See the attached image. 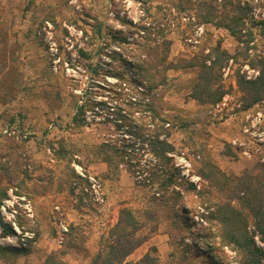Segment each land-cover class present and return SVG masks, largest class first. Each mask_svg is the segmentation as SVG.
<instances>
[{
    "label": "rangeland",
    "instance_id": "374dc122",
    "mask_svg": "<svg viewBox=\"0 0 264 264\" xmlns=\"http://www.w3.org/2000/svg\"><path fill=\"white\" fill-rule=\"evenodd\" d=\"M180 3L186 10L179 8ZM191 8L184 0H0V72L4 75L0 85V192H6L0 205L9 201L15 213L11 217L7 211L8 223L23 234H32L28 239L20 235L16 245L10 233L0 230V246L27 250L15 258L0 251V264H42L51 253L57 254L63 264H88L100 236L115 224L120 208L143 205L149 165L147 171H141L135 162L137 153L144 152L141 145L131 152L135 148L131 145L137 146L138 134L146 132L151 119L150 114L145 118L129 109L126 101L134 86L133 74L125 71L129 67L121 61H149V55L141 56V48L135 46L146 35L140 27L149 30L151 24L155 31L163 30L173 40L170 60L198 54L202 49L209 53L216 41L230 54L239 51L225 30L200 23ZM251 11L255 20L263 23L252 28L254 36L246 55L229 59L232 63L228 60L223 66L226 76H221L231 103L241 106L235 77H245L243 70H248L249 75L257 71L250 60L264 58V0H254ZM111 12L114 17L109 15ZM124 18L133 25L125 23ZM97 21L108 29L100 38L93 37ZM199 26L203 28L193 50L187 38L194 36ZM27 28L31 29L29 35ZM110 30L116 32V38ZM124 38L133 43L125 45ZM112 51L121 57L113 58ZM44 71L49 73L44 75ZM16 73L20 76L13 85ZM175 76L185 79L190 74L168 72V77ZM163 94L165 103L159 118H168L169 125H176H165L167 140L173 145L168 156L180 172L179 180L196 188L190 192L181 188V205L188 211L191 230L205 228L204 233H212V227L199 218L203 210L197 192L207 183L198 172L200 155L195 150L202 147L222 171L232 176L257 171L263 164L254 151L246 157L231 145L233 138H243L240 116L228 119L222 114L214 115L215 104L199 105L186 100L183 91L168 88ZM258 105L264 111V99ZM78 106L84 109L80 126L74 120ZM86 112L90 114V124L85 123ZM11 118L14 122L9 127ZM154 122L160 125L157 118ZM181 124L185 127L181 128ZM6 128L12 131L10 135L4 133ZM103 144L117 149L115 173L107 172V165L97 154L96 147ZM73 160L100 181L101 203L92 202L82 191L86 183L75 178ZM211 193L217 197L216 192ZM249 229L254 230L251 225ZM8 237L9 243L5 239ZM254 240L257 245L264 243L257 234ZM67 241L78 247L67 249ZM186 242L192 243V238L187 237ZM195 242L198 261L208 264L201 253L204 241ZM207 244L216 248L224 264H237L235 253L228 247H219L217 238L207 240ZM151 247L156 248L155 255L164 263L170 248L167 236L161 232L151 235L130 260L141 258Z\"/></svg>",
    "mask_w": 264,
    "mask_h": 264
},
{
    "label": "trees",
    "instance_id": "16d2710c",
    "mask_svg": "<svg viewBox=\"0 0 264 264\" xmlns=\"http://www.w3.org/2000/svg\"><path fill=\"white\" fill-rule=\"evenodd\" d=\"M192 6L198 21L204 25L212 26L216 29L225 30L238 44V53L230 54L222 48L220 41H216L211 46L208 54L200 53L170 60L169 53L173 40L166 36L163 30H154L149 24V30L144 26L140 27L145 31L143 42H135V46L141 48L140 55H149L134 63L122 59L125 71H132L134 83L130 89V98L127 105L132 113H139L143 117L150 114L151 122L146 128V132H140L139 145L148 148L149 160L142 166V171H147L148 183L144 185L145 202L141 207L123 206L118 212L115 224L102 234L98 240L97 250L88 264H204L198 261V244L196 239L204 241L205 250L202 255L208 264H224L218 255L216 248L207 244V240L217 238L219 247H228L236 255L237 264H263L264 250L257 245L254 236L264 242V165H260L257 171L232 176L222 171L209 157L203 148H197L195 153L200 155L199 174L207 183L202 191H198L201 197V209L199 218L202 223H207L212 227V233L191 230L192 224L187 215L188 211L181 205L183 196L181 188L190 192L195 190L190 182L180 181L179 170L171 164V157L168 153L173 151V145L168 142L166 133L167 127H176L174 123H168V118H159L160 112L164 108L163 93L168 88L175 92L183 91L186 100L193 101L199 105H213L221 100L227 93L221 82L223 66L229 59H238L240 55H246L248 43L252 41V28L262 21H256L254 13L251 11V3L254 0H184ZM179 8L186 10L182 3ZM150 15V14H149ZM88 17V16H87ZM96 18L93 19V21ZM128 25H133L126 18L123 19ZM261 22V23H260ZM108 30L106 26L98 22L95 23L93 37H101L103 30ZM116 38V32H111ZM27 35L31 29L27 28ZM105 33V31H104ZM35 34V33H34ZM245 37V39H243ZM125 45L133 42L123 39ZM41 42V41H40ZM241 45V46H240ZM87 57L84 52L80 53ZM114 54L113 58L118 55ZM213 57L210 64L205 62ZM157 58V59H156ZM140 59V58H139ZM250 65L258 68V74L253 79H246L242 75L235 77L236 86L241 93L242 109L251 108L264 99V58H253ZM184 71L189 73L185 79L178 76L168 77V72ZM47 75L49 72H42ZM19 74H15L13 83L19 79ZM3 72H0V85L3 81ZM14 83L13 85H15ZM59 96V94H56ZM84 109L82 106L76 108L74 120L76 126H80ZM150 112V113H149ZM160 122L157 125L154 120ZM81 121V122H80ZM14 122L13 118L7 123L10 127ZM165 127V125H167ZM185 127L184 124L180 125ZM165 135V137H162ZM133 146V145H131ZM103 144L96 147L97 154L102 162L107 165L108 173H115L117 167L115 151L117 149ZM140 155L137 153V164H140ZM79 179L78 177H75ZM186 184V185H185ZM176 187L179 189L177 190ZM216 192V198L211 192ZM5 190L0 192V201L5 197ZM3 230L12 234L10 227L4 225L0 220ZM254 230H250L249 226ZM71 231H74L72 229ZM161 232L167 236L170 252L167 259L161 263L155 255L156 248L151 247L144 255L131 261L130 257L134 251L146 242L151 235ZM191 237L192 243L186 242V238ZM70 241V240H69ZM78 245L68 243L67 249L77 248ZM0 251L13 255L14 258L27 253L25 248L15 249L0 246ZM42 264H63L57 259V254L51 253Z\"/></svg>",
    "mask_w": 264,
    "mask_h": 264
},
{
    "label": "built area",
    "instance_id": "2783aa9c",
    "mask_svg": "<svg viewBox=\"0 0 264 264\" xmlns=\"http://www.w3.org/2000/svg\"><path fill=\"white\" fill-rule=\"evenodd\" d=\"M111 17H114V13H110L109 14ZM202 28L203 26H199L197 31L195 32L194 36H189L187 38L188 43H190V45L192 46L193 50L196 49L195 44H197L198 39L201 35L202 32ZM204 53H208V51H204ZM230 61V60H229ZM211 62V60H207L205 63L207 65H209ZM230 63H232V61H230ZM248 70H243L241 73H245V78L246 79H253L257 76L258 71L254 70L251 71V74L249 75ZM225 70H222V77H225ZM132 88V87H131ZM130 90L128 95V100L126 102H128L129 100H134L132 98H130ZM232 99H230L226 94L221 98V100L219 102H217L214 106H213V113L215 115V113L217 114H222V116H226L228 119H233L236 118L237 116H240V128H241V133L243 135L242 139L239 138H233L231 140V145L237 150L240 151L242 153V155L246 156V157H250V151H254L256 154L259 155V159L261 161V163L264 165V111L261 107H259V105H255L254 107L251 108H247V109H242V106L240 103H231ZM84 119H85V123L86 124H90L91 123V117L89 116V112L84 113ZM124 115V114H123ZM168 126V124L166 125ZM12 131H10L8 128H6L4 130V133L7 135H10ZM135 146V148L133 150H131V152H134L135 150L137 151L139 148V144L133 145ZM133 146H131V148H133ZM145 147V146H144ZM142 148L141 145V149L144 152L143 155H140V164H139V168H142L143 164L145 162H147L149 160L148 158V153H145V149L146 148ZM147 147V146H146ZM129 150V149H128ZM127 150V151H128ZM128 153V152H127ZM77 157H75L76 159ZM135 164L137 165V162H135ZM145 166V165H144ZM143 166V168H144ZM72 167L75 169L77 177L80 180L85 181V186L82 188V191L87 194L90 198V200L92 202L95 203H101L103 201V192H102V185L100 183V181L96 178V176L89 174L88 172L82 170V168L79 166L78 163L75 162V160H73L72 162ZM142 171V170H141ZM144 172V170L142 171ZM24 201V200H22ZM10 204L9 201L5 200L2 202V204L0 205V216H1V221L4 225L10 227V229L12 230V236L14 242L16 243V245H18V237L20 235H24L22 238L24 239H28L32 236V234H23L21 233L17 227H14V224H9L8 220L10 219L8 217V213L11 217H13V214L15 213L14 211L10 210ZM24 209L27 211V215H30V209L28 208V204H25ZM2 227V228H1ZM61 228L63 230V232H66L67 229L65 227H63L61 225ZM0 230L3 231V226L0 225ZM20 238L21 241H23V239ZM8 243L11 241V239L5 238ZM12 245V244H9ZM258 245L260 247H264V243H259ZM11 247V246H10ZM12 247H17V246H13ZM20 247V246H19Z\"/></svg>",
    "mask_w": 264,
    "mask_h": 264
},
{
    "label": "crops",
    "instance_id": "0c3cea01",
    "mask_svg": "<svg viewBox=\"0 0 264 264\" xmlns=\"http://www.w3.org/2000/svg\"><path fill=\"white\" fill-rule=\"evenodd\" d=\"M137 249H138V248H137ZM137 249H136V250H137ZM136 250H135L134 252H136Z\"/></svg>",
    "mask_w": 264,
    "mask_h": 264
}]
</instances>
